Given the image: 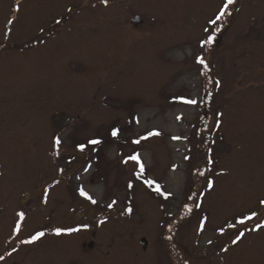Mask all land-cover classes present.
<instances>
[{
  "label": "rangeland",
  "instance_id": "rangeland-1",
  "mask_svg": "<svg viewBox=\"0 0 264 264\" xmlns=\"http://www.w3.org/2000/svg\"><path fill=\"white\" fill-rule=\"evenodd\" d=\"M226 3L0 0V264H264V0Z\"/></svg>",
  "mask_w": 264,
  "mask_h": 264
},
{
  "label": "snow or ice",
  "instance_id": "snow-or-ice-1",
  "mask_svg": "<svg viewBox=\"0 0 264 264\" xmlns=\"http://www.w3.org/2000/svg\"><path fill=\"white\" fill-rule=\"evenodd\" d=\"M104 3L106 4V3H107V0H104ZM232 3H234V0H227V3L224 5V8L226 9V8L228 7V5H230V4H232ZM221 15H223V11H221ZM197 59H198L199 63H201V64H204V63H205V60H204L203 58L198 57ZM185 103L195 104L196 101H195V100H186ZM214 126H218V124H214ZM154 134H155V135H160L159 132H156V133H154ZM111 135H112L113 137H116V136L118 135V130L114 129V130L112 131ZM174 138H175V137H174ZM142 139H146V137H145V138H142ZM55 142H56L57 145L60 144V140H59L58 138L56 139ZM88 143L91 144V145H98V144L101 143V141L98 140V139H92V140H89ZM133 143H134V144H139V143H140V140H135V141H133ZM78 147H79L81 150H83L85 146H84V145H79ZM129 159L132 160V161H137V162H138V161H139V154H138V153H137V154H133L132 156L129 157ZM186 159H187V157H186ZM125 163H127V160L125 161ZM89 167H90V166H89ZM140 167H141V171H143V165H142V164H141ZM86 170H87V169H86ZM61 171H62V170H61ZM199 175L204 176V173H203V172H200ZM149 183H151V182H149ZM206 183H207V186H208L209 188H211V187L213 186V182H212V181H207ZM130 186H131V185H130ZM80 194H81V195H85L83 189L80 190ZM89 199H91V198L89 197ZM45 202H46V200H45ZM91 202H92L93 204L96 203L95 200H92ZM200 206H201V205H197V207H200ZM129 211H131V210L129 209ZM19 215H20L21 218H23L24 213L21 212ZM253 215H255V214H253ZM250 218H251V217H249V219H250ZM206 220H207V217L202 218V220H201V224H200V227H199V229H198L199 231L202 232V231L204 230V226H205V222H206ZM239 223H240V224H243V223H244V220H243V219L240 220ZM229 227H233V225H229ZM260 227H261V225L258 223V224L256 225V228L259 229ZM253 230H255V229H253ZM55 231H56V234H57V235H60L61 232H62V229L57 228ZM219 231H220L221 234H222L224 230H223V229H220ZM44 235H45L44 232H42V231H41V232H38L35 236L32 237V241H35V240L39 239L40 237H43ZM244 235H245V233H244L243 231L238 232V233L236 234V238L232 240V243H233V244L238 243L239 240H240ZM32 241H29V242H32ZM208 243L211 244L212 241H208ZM224 251H227V249H224Z\"/></svg>",
  "mask_w": 264,
  "mask_h": 264
},
{
  "label": "water",
  "instance_id": "water-1",
  "mask_svg": "<svg viewBox=\"0 0 264 264\" xmlns=\"http://www.w3.org/2000/svg\"><path fill=\"white\" fill-rule=\"evenodd\" d=\"M134 21H135V22H139V21H140V17L137 16V17L134 19ZM141 243H144V244H145V243H146L145 239H142V240H141ZM89 245H92V243H90Z\"/></svg>",
  "mask_w": 264,
  "mask_h": 264
},
{
  "label": "flooded vegetation",
  "instance_id": "flooded-vegetation-1",
  "mask_svg": "<svg viewBox=\"0 0 264 264\" xmlns=\"http://www.w3.org/2000/svg\"><path fill=\"white\" fill-rule=\"evenodd\" d=\"M223 10L225 11V9H223ZM223 10H222V11H223ZM224 11H223V14H224Z\"/></svg>",
  "mask_w": 264,
  "mask_h": 264
}]
</instances>
